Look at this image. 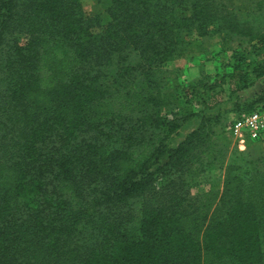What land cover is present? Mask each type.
I'll return each instance as SVG.
<instances>
[{
  "label": "trees",
  "instance_id": "1",
  "mask_svg": "<svg viewBox=\"0 0 264 264\" xmlns=\"http://www.w3.org/2000/svg\"><path fill=\"white\" fill-rule=\"evenodd\" d=\"M100 1L106 24L81 0H0V264H264V156H226L208 115L174 144L223 83L181 87L168 114L161 91L164 67L214 35L245 45L226 61L231 92L263 79L264 0L243 17L233 0ZM259 109L264 86L224 132ZM216 169L221 189L192 195Z\"/></svg>",
  "mask_w": 264,
  "mask_h": 264
},
{
  "label": "rangeland",
  "instance_id": "2",
  "mask_svg": "<svg viewBox=\"0 0 264 264\" xmlns=\"http://www.w3.org/2000/svg\"><path fill=\"white\" fill-rule=\"evenodd\" d=\"M256 0H233V8L236 14L243 17L245 11L253 12L255 9L254 2ZM83 10L87 16L97 15L102 24L108 22V15L105 11V3L100 0H81ZM253 24L256 26L264 27V9L260 13H255L253 17ZM20 44L26 42V36L17 35ZM214 41L210 42L209 40ZM189 51L182 57L175 59L164 67L163 77L168 78L171 83L163 85L161 88L162 95L170 102L169 108H163L162 113L168 114L181 108L184 103L182 97L181 87L185 93H191L194 86L201 84H209L213 81L223 83L224 91L217 95V97L210 103H202L192 101L191 113L183 117L175 137L174 144L182 140L188 133L197 127L199 119L203 115L213 116L217 118V123L214 128L216 132V140L218 145L225 151L226 156L232 151L245 152L252 156H264V146L260 144H251L244 151H239L234 146L232 140L224 132L223 124L225 116L228 115L236 104L250 102L259 93L264 86V78L253 81L250 88L246 90H236L227 86L224 82L228 78H222L223 74L230 72L226 69L227 62L232 52H236L239 48H244L243 41L237 37L231 36L225 44L220 40V36L214 35L211 37L201 38L192 41ZM208 47H210L208 49ZM251 61L256 60L253 56L250 57ZM114 73L113 70H111ZM137 89L146 90L149 95H153V90H147L141 78L135 81ZM205 98V94H203ZM202 97V98H203ZM204 105V106H203ZM170 109V110H168ZM231 115V114H229ZM231 118V117H229ZM223 180V170H211L203 174L193 177L190 184V192L192 195L208 191L211 188L221 189ZM140 201L136 200L132 203L133 213L138 214Z\"/></svg>",
  "mask_w": 264,
  "mask_h": 264
},
{
  "label": "built area",
  "instance_id": "3",
  "mask_svg": "<svg viewBox=\"0 0 264 264\" xmlns=\"http://www.w3.org/2000/svg\"><path fill=\"white\" fill-rule=\"evenodd\" d=\"M226 134L239 151H244L249 143L264 145V109L231 118L225 127Z\"/></svg>",
  "mask_w": 264,
  "mask_h": 264
},
{
  "label": "crops",
  "instance_id": "4",
  "mask_svg": "<svg viewBox=\"0 0 264 264\" xmlns=\"http://www.w3.org/2000/svg\"><path fill=\"white\" fill-rule=\"evenodd\" d=\"M210 42H212V41H214L213 39H211V40H209ZM210 47H208V49H209Z\"/></svg>",
  "mask_w": 264,
  "mask_h": 264
}]
</instances>
